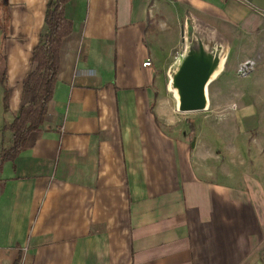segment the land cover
Instances as JSON below:
<instances>
[{"label":"crops","instance_id":"1","mask_svg":"<svg viewBox=\"0 0 264 264\" xmlns=\"http://www.w3.org/2000/svg\"><path fill=\"white\" fill-rule=\"evenodd\" d=\"M47 1L0 0L9 92L3 113L0 86V126L31 98L21 82ZM180 12L170 0L64 5L72 31L49 120L0 172V264H264L251 209L200 176L174 133L162 63ZM9 143L0 132V147Z\"/></svg>","mask_w":264,"mask_h":264},{"label":"rangeland","instance_id":"2","mask_svg":"<svg viewBox=\"0 0 264 264\" xmlns=\"http://www.w3.org/2000/svg\"><path fill=\"white\" fill-rule=\"evenodd\" d=\"M171 2L181 12L163 68L181 57L186 22L223 48L221 65L206 86V109L176 111L174 133L189 144L200 176L227 186L230 199L244 200L264 246V0H206L197 7L191 0Z\"/></svg>","mask_w":264,"mask_h":264},{"label":"trees","instance_id":"3","mask_svg":"<svg viewBox=\"0 0 264 264\" xmlns=\"http://www.w3.org/2000/svg\"><path fill=\"white\" fill-rule=\"evenodd\" d=\"M69 0H48L44 10L45 31L40 34L31 51L32 69L23 77L22 91L30 94L10 120H2L0 132L10 133L8 146L0 147V172L5 162L14 163L25 149L27 137L38 131L49 120L47 103L50 100L59 67L60 49L63 40L71 33V20L64 15V5ZM6 57L0 52V86L3 113L8 111L9 92L5 77Z\"/></svg>","mask_w":264,"mask_h":264},{"label":"water","instance_id":"4","mask_svg":"<svg viewBox=\"0 0 264 264\" xmlns=\"http://www.w3.org/2000/svg\"><path fill=\"white\" fill-rule=\"evenodd\" d=\"M181 34L184 41L182 55L168 69L167 86L175 97L177 112L204 111L207 107L206 86L221 65L223 48L191 22H186Z\"/></svg>","mask_w":264,"mask_h":264},{"label":"built area","instance_id":"5","mask_svg":"<svg viewBox=\"0 0 264 264\" xmlns=\"http://www.w3.org/2000/svg\"><path fill=\"white\" fill-rule=\"evenodd\" d=\"M251 64V63H250ZM141 65L143 66V67H148V66H150V61H149V59H146L145 61H143L142 63H141ZM246 65H248V62H246L245 63V66Z\"/></svg>","mask_w":264,"mask_h":264}]
</instances>
